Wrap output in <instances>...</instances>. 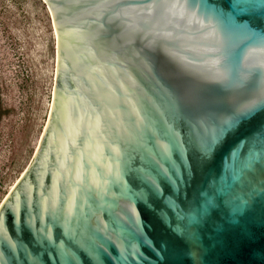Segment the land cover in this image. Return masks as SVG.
I'll return each mask as SVG.
<instances>
[{"label": "water", "instance_id": "1", "mask_svg": "<svg viewBox=\"0 0 264 264\" xmlns=\"http://www.w3.org/2000/svg\"><path fill=\"white\" fill-rule=\"evenodd\" d=\"M42 1L53 95L0 264H264V0Z\"/></svg>", "mask_w": 264, "mask_h": 264}, {"label": "rangeland", "instance_id": "2", "mask_svg": "<svg viewBox=\"0 0 264 264\" xmlns=\"http://www.w3.org/2000/svg\"><path fill=\"white\" fill-rule=\"evenodd\" d=\"M56 36L42 0H0V204L31 161L51 107Z\"/></svg>", "mask_w": 264, "mask_h": 264}]
</instances>
